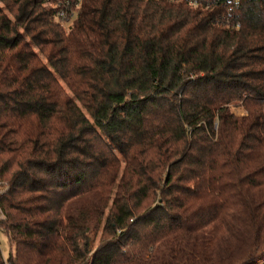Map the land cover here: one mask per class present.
Listing matches in <instances>:
<instances>
[{
    "label": "trees",
    "instance_id": "16d2710c",
    "mask_svg": "<svg viewBox=\"0 0 264 264\" xmlns=\"http://www.w3.org/2000/svg\"><path fill=\"white\" fill-rule=\"evenodd\" d=\"M59 1L0 0V264H264V0Z\"/></svg>",
    "mask_w": 264,
    "mask_h": 264
},
{
    "label": "built area",
    "instance_id": "2783aa9c",
    "mask_svg": "<svg viewBox=\"0 0 264 264\" xmlns=\"http://www.w3.org/2000/svg\"><path fill=\"white\" fill-rule=\"evenodd\" d=\"M83 0H60L55 4V19L66 27L70 26L76 14L81 6ZM191 5L196 6L199 0H187ZM240 0H211L210 2H224L227 4L228 13L234 12L239 6ZM209 4H207L208 6ZM238 25H236L237 27ZM2 192L0 188V193ZM0 217L2 216V211L0 207Z\"/></svg>",
    "mask_w": 264,
    "mask_h": 264
},
{
    "label": "rangeland",
    "instance_id": "374dc122",
    "mask_svg": "<svg viewBox=\"0 0 264 264\" xmlns=\"http://www.w3.org/2000/svg\"><path fill=\"white\" fill-rule=\"evenodd\" d=\"M231 105H235V103L232 102ZM232 109L236 114H242L244 112L241 106H232ZM0 247H1L2 253L5 255L8 251V246H7L6 239L2 234H0Z\"/></svg>",
    "mask_w": 264,
    "mask_h": 264
}]
</instances>
